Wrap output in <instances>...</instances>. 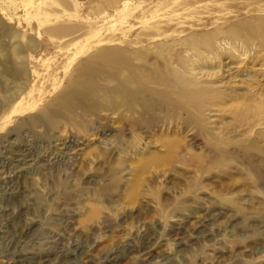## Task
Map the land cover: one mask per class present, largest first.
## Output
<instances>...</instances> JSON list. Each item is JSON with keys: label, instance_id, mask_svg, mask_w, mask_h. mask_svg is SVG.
Instances as JSON below:
<instances>
[{"label": "rangeland", "instance_id": "rangeland-1", "mask_svg": "<svg viewBox=\"0 0 264 264\" xmlns=\"http://www.w3.org/2000/svg\"><path fill=\"white\" fill-rule=\"evenodd\" d=\"M76 1L81 18L83 6L87 11L96 2ZM210 1L190 12L215 21L230 9L236 11L230 21L249 8L264 13L256 7L264 8V0ZM26 12L20 0H0V51L22 47L24 69L18 77L0 73V264H264V117L244 124L229 113L248 89L264 102V50L223 60L227 94L207 116L210 132L225 144L215 139L212 147L191 127L155 122L136 131L138 139L123 151L107 121L96 120L89 126L94 131L83 133L66 115L54 125L31 120L59 91H51L54 77L64 84L71 47L58 51L46 38L25 43L36 28L24 21ZM53 56L49 67L42 65ZM5 66L0 61V71ZM20 101L38 106L9 115ZM129 132L120 133L123 142ZM173 136L180 148L172 162L137 169L151 154L163 156L158 138ZM193 155L206 159L199 165Z\"/></svg>", "mask_w": 264, "mask_h": 264}, {"label": "bare ground", "instance_id": "bare-ground-1", "mask_svg": "<svg viewBox=\"0 0 264 264\" xmlns=\"http://www.w3.org/2000/svg\"><path fill=\"white\" fill-rule=\"evenodd\" d=\"M95 1L87 11L83 6L81 18L76 0H20L27 6L24 21L30 29L31 20L36 24L35 37L25 43L36 45L46 38L58 51L71 47L66 49L62 65L64 84L61 86V80L54 77L51 91H59L31 120L54 125L58 117L66 115L69 126L83 133L94 131L89 126L96 120L107 121L115 125V139L123 151L130 150V142L138 139L136 131L155 122L159 128L191 127L212 147L215 139L225 144L221 141L224 137L210 132L207 112L220 106L227 94L226 82L220 81L223 60H247L251 49L264 50V13L253 14L249 8L245 17L238 18L237 14L230 21L236 12L230 9L225 10L226 18L215 21L210 20V14L203 17L190 12L195 5L210 4V0ZM260 6H256L258 11H264ZM0 27L4 28L1 22ZM82 29H88L85 38L74 42L73 36ZM17 37L23 39L16 33L13 38ZM22 51V47L10 55L0 51V61L6 65L0 73L23 76V61L18 57ZM80 56L84 58L80 60ZM53 58L43 60L42 65L49 67ZM248 91V95L236 96L229 113L235 122L260 123L264 102L260 96L255 98L257 93ZM46 92L43 90L40 97ZM37 106L36 102L20 101L9 115L34 111ZM9 115L4 119H10ZM125 127L131 137L123 142L120 133L124 134ZM158 142L164 157L151 154L137 169L172 162L180 148L178 140L173 136L158 138ZM189 158L199 165L206 159L202 155Z\"/></svg>", "mask_w": 264, "mask_h": 264}]
</instances>
